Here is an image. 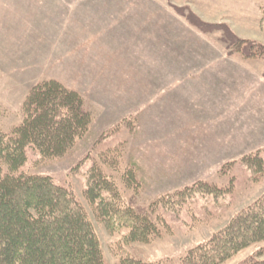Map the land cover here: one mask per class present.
<instances>
[{
    "label": "rangeland",
    "instance_id": "374dc122",
    "mask_svg": "<svg viewBox=\"0 0 264 264\" xmlns=\"http://www.w3.org/2000/svg\"><path fill=\"white\" fill-rule=\"evenodd\" d=\"M251 46L264 49V0H0V131L23 122L40 83L78 92L88 131L59 159L29 148L21 171L76 195L105 264H179L264 195V176L243 163L264 161V51ZM94 167L124 205L162 219L158 238L126 244L95 217L84 197ZM198 183L225 192L180 203ZM259 252L264 242L224 264Z\"/></svg>",
    "mask_w": 264,
    "mask_h": 264
},
{
    "label": "trees",
    "instance_id": "16d2710c",
    "mask_svg": "<svg viewBox=\"0 0 264 264\" xmlns=\"http://www.w3.org/2000/svg\"><path fill=\"white\" fill-rule=\"evenodd\" d=\"M257 48L251 46L249 53L261 56L264 49ZM23 111L19 126L8 134L0 131V264H105L95 227L76 195L48 175L21 171L29 148L42 159H59L88 131L91 116L82 96L59 81H44L32 89ZM243 163L264 176V161L258 155ZM86 176L85 200L111 233L125 231L126 244H149L160 236L162 219L124 205L120 190L101 169L94 167ZM224 192L198 183L176 198L181 203L193 194ZM263 242L264 195L210 240L190 249L179 264H224ZM260 258L261 252L240 264H264ZM119 264L153 263L126 255Z\"/></svg>",
    "mask_w": 264,
    "mask_h": 264
}]
</instances>
